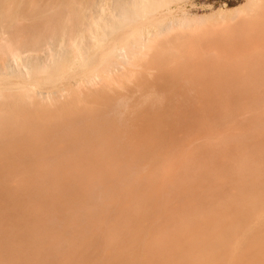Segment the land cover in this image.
<instances>
[{
	"label": "bare ground",
	"instance_id": "bare-ground-1",
	"mask_svg": "<svg viewBox=\"0 0 264 264\" xmlns=\"http://www.w3.org/2000/svg\"><path fill=\"white\" fill-rule=\"evenodd\" d=\"M182 1L3 8L0 264H264V74L246 99L147 82V59L221 13ZM246 2L249 21L263 0Z\"/></svg>",
	"mask_w": 264,
	"mask_h": 264
},
{
	"label": "rangeland",
	"instance_id": "rangeland-1",
	"mask_svg": "<svg viewBox=\"0 0 264 264\" xmlns=\"http://www.w3.org/2000/svg\"><path fill=\"white\" fill-rule=\"evenodd\" d=\"M3 1L4 0H0V20L4 18L2 11L5 6H10V11L16 8L15 0ZM21 1L22 8L28 5L30 6V0ZM47 1L48 0H36L38 4ZM188 1L190 2L188 3ZM245 2L246 0H183L180 3L181 5L186 3L184 7L188 11L198 13L200 16L206 12L209 13L212 8L216 10L220 9L221 11L217 12L221 13L193 19V25L185 29V35L175 44L176 47L165 51V53L158 54L163 58L162 60L154 61V63L152 59L146 60V62L149 61V64L147 62L148 67H152L151 71H153V69L156 70H154L152 74H149L150 76L148 75V84H155L154 80L161 72L164 81L161 85H167H164L166 87L164 92L155 94V96L173 97L177 99L228 98L229 92L225 94L224 91L225 88H229L230 86L239 88L236 89L239 93H234L236 94L235 97L238 96L242 99H246L252 96L253 93L244 92L242 88L244 87L243 83L264 79L256 75L258 72L261 74V71L264 74V66L261 67V65H264V0L263 4H261V1L257 5V10L252 14L254 17L250 18L251 20L249 21L243 20V16L248 14L251 5L247 2L244 4ZM176 7L177 6L174 5V8ZM223 9H227L225 11L226 13H223ZM259 9H262V11ZM19 17L20 20L15 21L17 26L30 23L28 18L24 19L21 18V16ZM197 27L199 28L197 29ZM5 35L9 36L7 34ZM172 40H175L174 35ZM256 64L258 65L256 66ZM252 65L255 67V71ZM244 66L247 70L243 68ZM159 67L163 70H159ZM260 67L262 69H259ZM258 69L260 71H257ZM255 77L258 79L256 80ZM133 82L134 83H131L129 87H134L137 91L136 96H139L144 88L137 86L138 81L134 80ZM136 86L139 87L140 90L136 88ZM212 89L219 91H214ZM222 89L223 92L221 91ZM117 90L122 91L125 89L117 88ZM138 91L140 92L139 94ZM117 94L118 92L108 93V96H118ZM230 95L233 97V93H230ZM257 95L262 96L261 94ZM26 157L28 156H24V160L23 156L20 155L18 159L19 161H26L28 160ZM8 161L12 162L13 159H9ZM5 190L17 192L16 182L9 183ZM83 261L85 260L82 258L81 262Z\"/></svg>",
	"mask_w": 264,
	"mask_h": 264
}]
</instances>
